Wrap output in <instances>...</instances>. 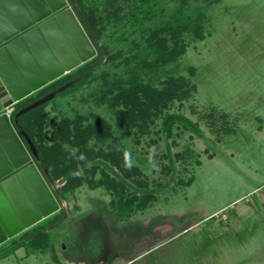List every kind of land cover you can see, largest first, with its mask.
I'll list each match as a JSON object with an SVG mask.
<instances>
[{"label":"rangeland","instance_id":"rangeland-1","mask_svg":"<svg viewBox=\"0 0 264 264\" xmlns=\"http://www.w3.org/2000/svg\"><path fill=\"white\" fill-rule=\"evenodd\" d=\"M132 1L83 0L95 9L88 17L97 37L88 34L100 62L24 117L42 132H32L46 153L37 162L61 206L31 241L15 235L1 243L0 264H264V0H152L155 18L142 22L127 16ZM114 10L123 17H111ZM195 13L203 15L205 36L184 31L183 54L145 67L154 26ZM134 76L156 89L185 77L188 95L171 101L147 131L131 125L128 132L105 99L118 78ZM107 81L115 92L101 102ZM66 117H83V125L105 118L127 158L81 163L67 141ZM102 141L113 137L92 136L88 146ZM103 171L117 184L99 182ZM129 199L132 208L115 206Z\"/></svg>","mask_w":264,"mask_h":264},{"label":"water","instance_id":"water-1","mask_svg":"<svg viewBox=\"0 0 264 264\" xmlns=\"http://www.w3.org/2000/svg\"><path fill=\"white\" fill-rule=\"evenodd\" d=\"M69 5V6H68ZM70 0H0V244L60 209L19 117L76 83L70 79L14 114L4 110L94 57Z\"/></svg>","mask_w":264,"mask_h":264},{"label":"trees","instance_id":"trees-1","mask_svg":"<svg viewBox=\"0 0 264 264\" xmlns=\"http://www.w3.org/2000/svg\"><path fill=\"white\" fill-rule=\"evenodd\" d=\"M71 3L75 4V8L79 14V17L83 21L88 33L92 36L93 40L97 37L94 26L91 24L89 16H92L95 12L93 7H88L84 4L83 0H70ZM137 0L132 1L134 9L127 14L129 19H132L134 22L139 21L142 22L145 19L153 20L155 17L153 16V10L155 8V2L152 0H141V3H145L148 5V8H139L136 6ZM182 5L189 3L192 0H179ZM194 1V0H193ZM131 2V3H132ZM77 3V4H76ZM81 7L78 9L77 7ZM84 7V8H83ZM138 10V11H137ZM87 11V13H86ZM118 11V10H117ZM117 11L114 12L109 11V15H113L116 19H121L123 16H119ZM141 13L139 16L138 14ZM112 17V16H111ZM203 15L202 13H195L192 15H176L174 17H170L163 21L160 25H155L153 28L152 34L147 38V45L145 47L144 53L146 56H151L150 53H153V57L151 60L148 61L150 58L143 57V64L145 67H153L160 65L161 63H167V61L176 59L179 55L183 54L186 51V44L185 40L180 37V34L184 33V31L194 32L197 37L203 38L205 36V25L202 21ZM98 22V21H97ZM155 23V21H154ZM168 31V35L173 40V46L169 43L168 35H164L163 33ZM90 36V37H91ZM155 55V56H154ZM100 57L102 58V54L100 53L95 55L94 57L90 58L89 60L83 62L75 69L71 70L70 72L62 75L61 77L55 79L54 81L48 83L44 87L38 89L37 91L33 92L32 94L28 95L24 99L18 101V106L14 110L13 114L19 110L21 107L27 105L28 103L36 100L40 96L46 94L50 90L58 87L59 85L63 84L64 82L76 77L78 74L85 75V79L89 76V73L93 70V68L100 62ZM131 61V57L125 58V62L129 63ZM120 62H117L119 64ZM128 83L127 87H124V83ZM187 79L185 77H178V78H169L164 87L162 88H153L149 84L141 81L138 77L134 76L129 80H125L123 78H118L116 83V88L118 89L116 92L114 88L108 84L104 87L103 95L101 102L107 101L108 106L111 108L116 107L115 114H116V121L115 124L118 127H127V131H130V126L135 125L140 128L141 131H147L150 128V125L154 124L155 120L160 117L164 110L168 107L171 101L175 98L185 97L188 94L187 88ZM113 95L108 96L106 99L104 98L108 93H113ZM105 99V100H104ZM124 104L127 106V109L124 110L119 108L120 104ZM45 105V104H42ZM29 112V111H28ZM28 112L20 115L19 120L24 128V130L28 133L31 137L36 149L37 153L40 155L41 158H44L45 149L43 146V153L42 147L39 143L34 140L33 133L42 134L41 131L37 132L36 128L29 126L23 122L24 117ZM72 123V127L70 124ZM63 124L65 125L66 131L68 130L67 141L74 149L76 154L79 156L81 163H84L88 160V158L94 157L96 155H102L103 157L111 160L116 164H120L122 159L127 158L125 147L120 141V137L113 136V124L108 122L103 117H98L93 123H89L87 125H83V117H79L77 119H70L68 117L63 119ZM61 125L57 129L62 133ZM169 127V125H168ZM36 130V131H35ZM73 130V133L72 131ZM33 132V133H32ZM95 136L100 139H107L113 137V141L104 142L102 144H95L98 145L97 148L95 145L88 146L89 139ZM62 139H59L57 142L59 146L63 141V134H61ZM72 137V138H70ZM54 149V147H52ZM56 148V146H55ZM48 157V156H47ZM103 178L99 179V182L106 184L107 186L111 187L112 185L117 184L114 178H111L105 171L102 174ZM133 199H136L134 196ZM133 199H129L127 204L121 203L115 204L120 211H124L126 208H132ZM119 203V201H118ZM126 205V206H125ZM52 222V220H51ZM50 223V222H49ZM48 223H45L41 226L39 224L35 227H32L26 231H23V237H26L28 241H31V236L35 235L36 232H39L44 226ZM31 235H26L27 233Z\"/></svg>","mask_w":264,"mask_h":264},{"label":"crops","instance_id":"crops-1","mask_svg":"<svg viewBox=\"0 0 264 264\" xmlns=\"http://www.w3.org/2000/svg\"><path fill=\"white\" fill-rule=\"evenodd\" d=\"M69 6V5H68ZM71 6V5H70ZM54 192V191H53ZM57 197V196H56ZM57 199L59 200V198L57 197ZM59 202H60V200H59ZM61 206V205H60ZM43 219H45V218H43ZM42 220V219H41ZM41 220H39V221H37L36 223H34L32 226H30V227H28V228H26L25 230H23V231H26V230H28V229H30V228H32V227H35V226H37L38 224H39V222L41 221ZM22 231V232H23ZM22 232H20L19 234H17L16 236H18L19 238H20V241L21 242H28V240L26 239V237H24V238H22L23 237V234H22ZM95 262V261H94ZM105 262H108L107 260H105V259H103V260H99V261H96V264H105ZM90 264V263H89Z\"/></svg>","mask_w":264,"mask_h":264},{"label":"built area","instance_id":"built-area-1","mask_svg":"<svg viewBox=\"0 0 264 264\" xmlns=\"http://www.w3.org/2000/svg\"><path fill=\"white\" fill-rule=\"evenodd\" d=\"M4 110L7 112L8 115H12L15 110V103L8 105Z\"/></svg>","mask_w":264,"mask_h":264},{"label":"flooded vegetation","instance_id":"flooded-vegetation-1","mask_svg":"<svg viewBox=\"0 0 264 264\" xmlns=\"http://www.w3.org/2000/svg\"><path fill=\"white\" fill-rule=\"evenodd\" d=\"M17 106H18V102L15 103V109L17 108Z\"/></svg>","mask_w":264,"mask_h":264}]
</instances>
